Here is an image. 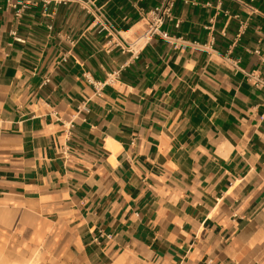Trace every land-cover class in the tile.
Listing matches in <instances>:
<instances>
[{
  "label": "crops",
  "instance_id": "1",
  "mask_svg": "<svg viewBox=\"0 0 264 264\" xmlns=\"http://www.w3.org/2000/svg\"><path fill=\"white\" fill-rule=\"evenodd\" d=\"M163 1L0 0V253L264 264V0Z\"/></svg>",
  "mask_w": 264,
  "mask_h": 264
},
{
  "label": "built area",
  "instance_id": "2",
  "mask_svg": "<svg viewBox=\"0 0 264 264\" xmlns=\"http://www.w3.org/2000/svg\"><path fill=\"white\" fill-rule=\"evenodd\" d=\"M187 1V0H185ZM246 2L247 0H242ZM176 0H164L159 6H156L152 10L146 13V19L148 20V29L146 35L148 38L154 35H161L164 38H170L169 34L163 30V25L167 19L172 18V11L174 8ZM119 71L114 72L105 83H112L114 81V76H117ZM248 78L253 82L255 86L264 91V78L255 72H248ZM104 83V84H105Z\"/></svg>",
  "mask_w": 264,
  "mask_h": 264
},
{
  "label": "rangeland",
  "instance_id": "3",
  "mask_svg": "<svg viewBox=\"0 0 264 264\" xmlns=\"http://www.w3.org/2000/svg\"><path fill=\"white\" fill-rule=\"evenodd\" d=\"M38 254L37 264H42L44 254L42 250L35 248L16 253L13 249L0 253V264H28Z\"/></svg>",
  "mask_w": 264,
  "mask_h": 264
},
{
  "label": "bare ground",
  "instance_id": "4",
  "mask_svg": "<svg viewBox=\"0 0 264 264\" xmlns=\"http://www.w3.org/2000/svg\"><path fill=\"white\" fill-rule=\"evenodd\" d=\"M37 260H38V254H36L34 259L32 261L28 262V264H37Z\"/></svg>",
  "mask_w": 264,
  "mask_h": 264
}]
</instances>
